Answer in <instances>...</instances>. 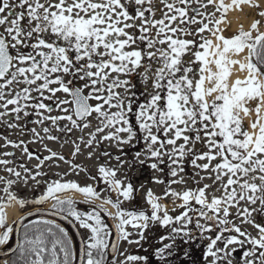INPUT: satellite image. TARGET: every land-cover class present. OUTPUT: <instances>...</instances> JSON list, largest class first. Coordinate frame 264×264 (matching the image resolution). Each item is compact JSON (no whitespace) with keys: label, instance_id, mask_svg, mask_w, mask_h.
<instances>
[{"label":"snow or ice","instance_id":"obj_1","mask_svg":"<svg viewBox=\"0 0 264 264\" xmlns=\"http://www.w3.org/2000/svg\"><path fill=\"white\" fill-rule=\"evenodd\" d=\"M245 5L259 19L226 36L227 13L244 12ZM262 26L264 9L257 0H0V125L10 135L13 130L31 135L25 141L0 134V149H18L22 158L36 161L28 167L17 162L14 151H0V246L13 233L6 208L15 203L22 211L52 199L53 215L72 217L87 232L80 264H109V259L111 264H153L150 256L119 251L118 242L148 245L158 264H194L190 247L197 239L205 245V264H264ZM245 51L243 59L234 58ZM233 68L247 75L231 80ZM137 78L145 85L139 94ZM145 93L140 102L138 95ZM245 117L251 118V131L244 128ZM53 131L65 139L61 142ZM45 141L62 148L70 144L73 159ZM29 143L41 144L47 155L29 151ZM84 153L88 160L105 159L89 176L97 187L104 185L100 191L52 180L44 181L45 190L31 201L13 192L30 181L39 186L37 177L48 175L43 169L59 168L61 162L72 172H87L74 163ZM145 164L156 174L151 183L164 185L161 194L143 183L137 187L128 175ZM190 182L196 186L189 187ZM67 191L82 194L87 203L102 202L81 214L71 198L60 199L58 194ZM102 192L115 193V199L102 198ZM139 193L145 208L123 207ZM164 200H170L171 210ZM178 208V215L170 214ZM101 213L115 221L111 244ZM44 224L46 229L32 237L26 232L12 251L19 255L4 264H74L65 228L54 221ZM157 228L169 232L154 246L150 234ZM118 252L123 259H116Z\"/></svg>","mask_w":264,"mask_h":264},{"label":"rangeland","instance_id":"obj_2","mask_svg":"<svg viewBox=\"0 0 264 264\" xmlns=\"http://www.w3.org/2000/svg\"><path fill=\"white\" fill-rule=\"evenodd\" d=\"M209 11H211V9H209ZM205 35L207 36L208 34L205 33ZM142 86L145 87V85H142ZM120 91L123 92V89H120ZM137 92L139 94V90ZM152 92H153V90L151 91V93ZM58 95L62 96L63 94H58ZM143 96L144 95H140V96L138 95V99H139V97H140V99H142ZM90 103L94 104L96 102L95 101H90ZM131 119H132V123L135 122L134 114L132 115ZM28 127L31 129L32 127H35V126L28 125ZM14 131H15V133L12 136H9V139H12V140L23 139L25 141H28V140L31 139V135L30 134H20V133H18L17 130H14ZM53 134L54 135H59L61 137V142L65 139V136L63 134L56 133L55 131H53ZM77 135H78V133L74 132L72 134V138L74 139ZM44 143L47 144V146L49 148H52L54 151L62 153L66 157V159H69V160L73 159L71 157V155H70V151H71V145L70 144L65 145L62 148L60 146V143H58V142L45 141ZM27 146L29 148V151H31V152L38 153L41 156L42 155H47V153L43 151V146L41 144L29 143ZM141 147H142V144L137 145V150H139ZM197 148H199V145H197ZM11 149L12 148H8V150H11ZM5 150H7V149H2V151H5ZM12 150L16 154V159H17L18 163H25V164H27L28 167H33L35 165V163H36L35 160H32V161L29 162L25 158H22L20 150H18V149H12ZM112 151L115 152L114 149H112ZM130 158L131 157H129V159ZM8 159H12V158L9 157ZM104 162H105L104 158H101L99 161H97L95 157L92 160H88V159H86V153H84L83 155H78L75 158L74 163L78 164V165H81L82 167L86 168L87 172H83V171H80L78 173L77 172H72V171H70V165L64 164V163L61 162L59 168L53 167L51 169H48V168L43 169V171L47 172L48 175L47 176L37 177V179L41 181V184L39 186H37L34 182L30 181L28 187H24L23 185H21V186L15 187L13 189V192L17 196L26 197V198H28L31 201V200L39 198V196L45 190L46 184L44 183V181H49L50 182L52 180L75 181L78 184H80L81 186L92 185L93 187L97 188V191H100V189L104 188V185L101 183L99 185V187H97L96 181L89 179V176L90 175H96V168L98 166V163H104ZM113 164H114V162H113ZM192 171H193V169L190 166H187V173L191 174ZM64 172H69V174L67 176H62V175L61 176H57L56 175V173L63 174ZM128 175L133 177V183L137 187H139V185L141 183H143L145 185L146 189L147 188H151L156 194H161V192H162V190L164 188V185H155V184L151 183L152 176L156 175V174L153 173V171L150 168H148L147 164H145L142 167L137 166L135 168L130 169L128 171ZM121 177H122V174L118 175V178H121ZM203 183H211V181L210 180H205V181H203ZM195 186H196L195 184H193L191 182L189 183V187H193L194 188ZM173 187L176 188L177 190H181L183 186L182 185L181 186L174 185ZM0 188H2V186H0ZM3 195H4L3 192L0 191V196H3ZM80 195L83 196L82 194H80ZM109 195H111V197L113 199H115V193H107V192H102L101 193V197L102 198L106 197V196H109ZM71 199H74V198H71ZM77 200H79V199H77ZM80 200L83 201V203H86V204H83L84 205V210H83L82 213H86V211L89 210L88 204H91L92 206H94V205H99L102 202V200H100V199L96 200V201H98L100 203L94 202L95 200L91 201V203H87V202H84L85 198H83V199L81 198ZM47 202H50V204H47ZM53 202L54 201L52 199H49V200H47L45 202H42L40 204H31L30 203L22 211H24L25 209L31 208L33 206L50 207V205L53 204ZM162 203L167 204L169 209L171 210L172 205L170 203V200H164V201H162ZM177 203H179V201ZM76 206H77V204H76ZM123 207L126 208V209H136V210H141V209L145 208L146 205L144 204L143 193L137 194L136 200L134 202H126L123 205ZM17 209L19 210L18 206H17ZM19 211H21V210H19ZM180 211H181V209L178 208L175 212L170 211V214L175 216V215H178L180 213ZM106 221H107V219H106ZM7 224H9V223L7 222ZM11 224H13V221L11 222ZM107 224H108V222H107ZM176 226L179 227V225H176ZM80 230H81V233H82V237L86 238V236H87L86 230H84V229H80ZM249 230H251V229H249ZM168 232H169V229H160V228L154 229L153 233L150 234L152 236L153 245L154 246H159V244H158L159 236L160 235H167ZM110 233H111V236H110V238H108L109 242H110V240L112 238L111 229H110ZM253 234H255V233L253 232ZM169 242L170 241H165V243H169ZM178 243H180L181 248L184 247L182 242L178 241ZM197 244H200V247H197ZM204 246H205L204 243L202 241H199V239H197L196 241H194L192 243V245L190 247V251H191V254H192V262H194V264H198L196 259L199 258V254L201 253V251H203V247ZM145 249H148V245H145L144 248H140V247H138L136 245H127L126 243L120 242V246H119V251H125L126 250L127 254H136V255H145V254H147V256H149V249H148V251H145ZM242 251H243L242 249L240 251H238L235 254V256L237 258L241 257ZM178 256L180 257V259H183L182 251H178ZM150 257L153 260V264H158V262H155L154 257H152L151 254H150ZM116 259L117 260L123 259V257L119 256V252H118V254L116 256ZM172 259L175 260L176 258H172ZM185 264H188V262L186 261ZM199 264H205V261L202 260Z\"/></svg>","mask_w":264,"mask_h":264},{"label":"bare ground","instance_id":"obj_3","mask_svg":"<svg viewBox=\"0 0 264 264\" xmlns=\"http://www.w3.org/2000/svg\"><path fill=\"white\" fill-rule=\"evenodd\" d=\"M225 2L227 3L228 0H225ZM257 2L260 4L261 9H264V0H257ZM246 13L248 15H245ZM253 19H259V17L256 15V10L250 9L247 5L244 6V12L229 11L227 13V16H226V21L230 23V27L228 28V31H226L224 34L226 36H229V35L237 32L238 28L241 24H243L244 29L247 30ZM225 26L226 25L224 23H222L220 25L221 28H224ZM260 30L264 31V26H262ZM246 55H247V51H245L243 56L234 57V58L243 59L244 56H246ZM232 72H233V75L231 77V80H235L236 78L243 79L247 75L246 72H240L237 68H233ZM252 118H254V117H252ZM250 119H251L250 117H245L243 120V125L246 128V130H248V131H251V128L249 127ZM59 197H60V199H65V198H74V199H81L82 198L83 199L84 198L83 196H81L80 194H78L74 191H68V192H64L63 194H59ZM94 202L100 203L96 200ZM47 204H50V202H47ZM105 207L108 209L109 212L113 211V209L110 206L105 205ZM35 209H37V208H33V210H35ZM5 213H6V221L9 224H11L12 221H16L17 219H19L23 215L21 213V211H19L17 209V205L15 203H13L10 207L6 208ZM40 220L41 221H54L55 224H58L61 227H64L62 222H60L59 220H57L54 217H52L48 214H45V213H36L32 216H29L26 219V223L27 222H33V221H40ZM66 230L72 239L73 246H74V253H75V256L77 258L78 247H77V241H76L75 235L68 227H66ZM13 243H14V238H13V233H12L11 238L8 241V244L2 245V247H3V249H7V248L11 247L13 245ZM5 259H8L7 256H4V255L0 256V264H4Z\"/></svg>","mask_w":264,"mask_h":264},{"label":"water","instance_id":"obj_4","mask_svg":"<svg viewBox=\"0 0 264 264\" xmlns=\"http://www.w3.org/2000/svg\"><path fill=\"white\" fill-rule=\"evenodd\" d=\"M39 209H35L32 211H29L30 209H27L25 211H23L22 213H24L21 217H24L23 221L21 223L18 224H13V238H14V243L11 247L7 248V249H3V247H0V252H8L9 255H7V257H10V255L12 254V251L15 250L17 248V244L19 242V234H20V230L21 228L26 224V219L29 216H32L36 213H45L48 214L52 217H54L55 219L59 220L60 222H62V224L64 225V228L66 229V227H68L75 235L76 241H77V258L75 259L74 264H80V245L83 243V237H82V233L78 227V225L74 222V220H72L70 217L68 218H62L61 215H53L52 214V208L50 207H38ZM20 217V218H21ZM17 219L16 221L20 220ZM107 222L111 228L112 231V238L110 241L111 242H115L116 241V233H115V228L113 227V224L115 223V221H113L112 219H110L109 217H107ZM119 245L120 242H118V249H119ZM109 252V256L111 257V248L108 249ZM118 254V253H117ZM3 256V255H0Z\"/></svg>","mask_w":264,"mask_h":264},{"label":"trees","instance_id":"obj_5","mask_svg":"<svg viewBox=\"0 0 264 264\" xmlns=\"http://www.w3.org/2000/svg\"><path fill=\"white\" fill-rule=\"evenodd\" d=\"M252 59H253V61H255L256 57H253ZM73 201L75 202V210L78 211L81 214H84V213H82L83 210H84V205L83 204H86V203H83V201H81V200H73ZM76 204H77V206H76ZM88 206H89V210H87L86 212L92 211L95 208L96 205L92 206L91 204H88ZM101 216H102V219L104 220V222L107 224V221H106L107 216H105L103 213H101ZM70 218L73 219L72 217H70ZM46 227H47V225H45L44 221H41V220L40 221H34V222H31V223H28V224L24 225L22 227L21 231H20L19 242L24 239V236H25L26 232L28 233L29 237H32L35 234H37V230L44 231L46 229ZM108 227H109V225H108ZM109 232H110V229H109ZM110 236H111V233L109 234L108 238H110ZM69 238L71 239L70 235H69ZM71 241H72V239H71ZM48 247L51 248V244L50 243L48 244ZM72 249H73V242H72ZM202 252L203 251H201V253L199 254V258L196 259L198 264L203 260L202 259ZM151 253H152V249H149V256H150ZM18 255H19L18 252H16L15 256L14 255H10L9 260L11 261L12 259H15L16 256H18ZM134 255H136V254H134ZM145 255H147V254H145ZM58 258L62 259L63 258L62 254L58 253ZM109 264H111V259H109Z\"/></svg>","mask_w":264,"mask_h":264},{"label":"flooded vegetation","instance_id":"obj_6","mask_svg":"<svg viewBox=\"0 0 264 264\" xmlns=\"http://www.w3.org/2000/svg\"><path fill=\"white\" fill-rule=\"evenodd\" d=\"M77 86H79L80 85V83L81 82H79V81H76V82H74ZM144 87L142 86V84H139L138 83V78H137V91L139 90H141V89H143ZM151 91H152V89L151 88H149L148 89V92L149 93H151ZM148 93H145L144 94V96L142 97V99H140V97H139V101L140 102H144V98H145V95H147ZM140 96V95H139ZM53 114H55V113H53ZM34 118V117H33ZM133 124H135V122H133ZM28 125H30V126H35V125H32V124H28ZM28 127V126H27ZM28 129H30L29 127H28ZM18 131V133H19V130H17ZM13 133H15V131L13 130ZM17 133V134H18ZM0 134H3V135H7V136H12L13 134H9V132H7V131H5V129H4V126L3 125H0ZM25 134H28V133H25ZM0 143H2V141H0ZM0 151H2V149L0 150ZM7 151H13L12 149L11 150H8L7 149ZM6 223H7V221H6Z\"/></svg>","mask_w":264,"mask_h":264}]
</instances>
